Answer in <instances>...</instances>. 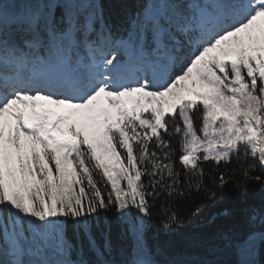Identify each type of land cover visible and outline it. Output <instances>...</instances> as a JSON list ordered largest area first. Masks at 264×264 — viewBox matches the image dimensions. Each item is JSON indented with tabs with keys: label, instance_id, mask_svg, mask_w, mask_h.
<instances>
[{
	"label": "snow or ice",
	"instance_id": "snow-or-ice-1",
	"mask_svg": "<svg viewBox=\"0 0 264 264\" xmlns=\"http://www.w3.org/2000/svg\"><path fill=\"white\" fill-rule=\"evenodd\" d=\"M137 3L114 22L101 0H0V264H177L148 221L182 226L171 198L230 182L245 227L202 244L234 258L187 264H260L264 0ZM101 213L118 246L94 234Z\"/></svg>",
	"mask_w": 264,
	"mask_h": 264
},
{
	"label": "trees",
	"instance_id": "trees-1",
	"mask_svg": "<svg viewBox=\"0 0 264 264\" xmlns=\"http://www.w3.org/2000/svg\"><path fill=\"white\" fill-rule=\"evenodd\" d=\"M106 12H111L114 22L118 21L123 15L125 9L138 7L137 0H101ZM199 124V122H197ZM175 143V142H174ZM177 152L179 145H175ZM205 173L211 172L213 176L218 174V166L213 163L206 162L204 165ZM233 161L231 165H219V170L225 167H235ZM177 171H183L177 159ZM258 174V173H257ZM142 179L147 180L146 177ZM205 184L211 187V181L205 179ZM261 186L254 182H249L248 187V203L259 204L261 196ZM163 202L166 197L159 198ZM170 203L174 206V210L178 211L184 218L182 226H174L171 229H164L160 217L153 216L149 221L148 240L149 243L161 250V255L158 257L162 261H176L177 264H187V262L199 261L202 259L214 258L221 261H230L234 257L230 252L219 251L213 257H209L208 252L202 244V241L210 240L215 237L220 231L245 227L240 210L243 207L237 190L231 182L223 189L217 190L216 197L205 195L203 188L197 190L195 187L186 189L185 195L176 196L170 199ZM198 209V211H197ZM231 213L224 215V213ZM107 221V222H106ZM99 225V228L96 225ZM93 232L100 241L101 231H106L111 227V239L114 246L122 243L120 237V229L117 225L114 214L108 213L107 217L103 213L95 217L93 221ZM69 236H72V230L69 229ZM102 242V241H100ZM85 244V258L96 260L94 252L87 248V240ZM76 257L73 256V259ZM108 259H119V256L106 257ZM260 264H264V251L258 250L255 256Z\"/></svg>",
	"mask_w": 264,
	"mask_h": 264
},
{
	"label": "rangeland",
	"instance_id": "rangeland-1",
	"mask_svg": "<svg viewBox=\"0 0 264 264\" xmlns=\"http://www.w3.org/2000/svg\"><path fill=\"white\" fill-rule=\"evenodd\" d=\"M93 227H94V225H93Z\"/></svg>",
	"mask_w": 264,
	"mask_h": 264
}]
</instances>
